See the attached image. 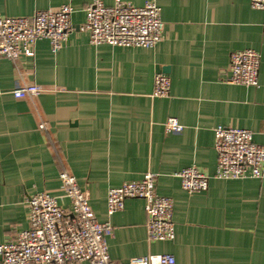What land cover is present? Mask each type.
Returning <instances> with one entry per match:
<instances>
[{"label":"crops","instance_id":"0c3cea01","mask_svg":"<svg viewBox=\"0 0 264 264\" xmlns=\"http://www.w3.org/2000/svg\"><path fill=\"white\" fill-rule=\"evenodd\" d=\"M90 1L0 0L2 17L73 8V29L58 51L41 39L33 58L0 57V244L28 227L29 196L62 197L69 208L59 180L66 171L96 219L112 226L106 243L115 262L169 254L174 264H264V170L261 179L213 177L217 126L250 130L264 145L263 12L249 0H157L162 41L122 47L93 45L78 30ZM243 49L260 54L256 88L224 81L230 53ZM157 74L170 79L166 97H151ZM22 83L45 91L15 99L11 91ZM169 117L183 126L180 133L166 130ZM189 166L210 177L205 191L181 188L175 174ZM146 173L173 201L171 241H148L141 199L107 214V191Z\"/></svg>","mask_w":264,"mask_h":264},{"label":"built area","instance_id":"2783aa9c","mask_svg":"<svg viewBox=\"0 0 264 264\" xmlns=\"http://www.w3.org/2000/svg\"><path fill=\"white\" fill-rule=\"evenodd\" d=\"M249 5L264 14V0H249ZM84 11L85 20L78 30L86 33L93 45L151 48L163 39L164 26L157 0H145L141 6L121 0H115L112 5H105L103 0H91ZM72 13V6L63 4L27 17L0 16V57L13 62L21 56L33 58L35 42L41 39L49 41L53 52L58 51L73 29ZM259 65L258 51H233L224 81L256 88L259 86ZM44 91L38 84L22 83L11 93L15 99H23ZM169 91V77L155 75L151 97H166ZM39 127L45 128L43 123ZM164 127L171 133H180L183 129L175 117L167 118ZM213 147L217 157L214 178H262L264 145L253 141L250 130L219 125L214 129ZM175 175L187 193L208 188L210 177L195 166L183 168ZM59 180L69 208L61 204L62 197L45 192L29 196L28 227L0 244V264H174L169 254L138 256L121 263L113 261L106 243L112 226L96 219L87 195L73 175L62 171ZM155 182L156 175L146 173L140 180L110 188L106 196L107 214L122 210L127 199H141L147 218L148 241H171L175 237L173 201L156 192Z\"/></svg>","mask_w":264,"mask_h":264}]
</instances>
